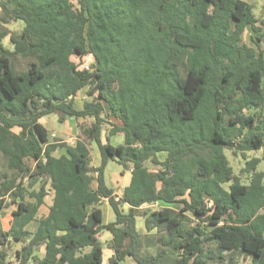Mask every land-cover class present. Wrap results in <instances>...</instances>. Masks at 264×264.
<instances>
[{"label": "trees", "instance_id": "obj_1", "mask_svg": "<svg viewBox=\"0 0 264 264\" xmlns=\"http://www.w3.org/2000/svg\"><path fill=\"white\" fill-rule=\"evenodd\" d=\"M0 8V21L23 24L11 35L0 28V213L16 206L10 230H0V264H12L14 241L24 243L19 264H103L105 246L108 264H264L261 159L246 160L243 182L226 153L264 147V22L252 3L0 0ZM88 55L91 70H79L73 57ZM84 89L91 99L77 109ZM49 115L92 121L71 145L40 123ZM117 134L124 143L114 146ZM110 162L131 168L121 197L106 182ZM106 200L116 215L108 224ZM154 203L162 208L146 207ZM139 216L147 232L162 233L156 240L142 236Z\"/></svg>", "mask_w": 264, "mask_h": 264}, {"label": "rangeland", "instance_id": "obj_2", "mask_svg": "<svg viewBox=\"0 0 264 264\" xmlns=\"http://www.w3.org/2000/svg\"><path fill=\"white\" fill-rule=\"evenodd\" d=\"M247 1L252 3V5L254 6V13H255L256 18L260 22H264V0H247ZM0 17H2L1 8H0ZM0 28L7 30L11 35V34H15V33H20L22 31L23 24L21 22H15V21H12V22L6 24V23H3L2 21H0ZM251 35H252L251 31H247L243 35V41H244V43H247V44L253 46V42L251 40ZM9 36L5 39V44H6V46L11 48L12 46L10 44V37ZM86 60H87V57H86ZM73 61L75 63H77L78 59L76 57H74ZM21 64L22 65H20L17 68L18 71H24L26 69L24 62H21ZM81 93L83 94V90L81 91ZM84 93H85V95L83 94L82 96L86 97V92H84ZM79 97L80 98L78 101H84L83 99L81 100V95ZM57 117H58L57 115H54V116L50 115L49 117L43 118L42 120H44V123H46V126L48 128H52L49 125L48 121H53V119H54L55 120V122H54L55 130L59 132L64 127L63 126L64 122H67L68 119H66L63 123H61V122H58L56 120ZM91 121L92 120H90V119L80 120V121L71 120V122L68 124L69 125L68 132L70 133V136L67 137L66 135H64L62 137V136L58 135V133H57V135L54 139L62 140V141L67 142L68 144L74 145L75 142L77 141V139L80 137L79 126L80 125H89L91 123ZM117 123H120V122H117ZM16 130L18 131V129H16ZM75 131L78 132V135L75 133ZM105 136L107 137V132H106ZM123 143H124V135L121 134V135H118V136L113 138V144L115 146H117L119 144H123ZM89 148L91 151L92 165H93V167H95L101 163L100 152H99L97 145L94 143L91 144ZM60 153L61 152L58 151L55 153V155L59 156ZM226 153L228 155V158L230 160L231 165L234 168L235 173L241 177V180L243 182H247V180H248V175L243 172V169L246 166V160H249L252 158H260L261 163L258 166V171L264 172V147L259 151H250V152L246 153L245 157L242 155V153H239V152L234 153L233 151H226ZM164 157H165V154H162L161 158L164 159ZM1 164H3V161H2V158L0 156V165ZM120 169H121V167L119 164H117L115 162H110L108 167H107V170H106L107 184L109 186L114 187L116 190H121L122 187L125 185V183L122 180H120V176H119L120 174L117 173V171H119ZM95 186H96V184L93 185V187H95ZM103 210L106 214V219L108 220L109 219L108 214H107L108 210L105 207H103ZM111 215H112V213H111ZM139 226H140V231H141V234L143 237H150L151 239L156 240V238L160 234H162V233L159 234V232H157L158 230H153L152 232H147V229L145 226V219L142 216L139 217ZM105 239H106V236L103 237L104 241H105ZM23 244L24 243H18V244L14 245L13 251L11 253L12 258L14 257L15 249H21ZM42 250H43V248H41L38 251V253H41ZM104 250H105L104 263L107 264L108 263V257H109L111 252L108 251V248L106 246H105ZM151 250L155 251V248L152 247Z\"/></svg>", "mask_w": 264, "mask_h": 264}, {"label": "crops", "instance_id": "obj_3", "mask_svg": "<svg viewBox=\"0 0 264 264\" xmlns=\"http://www.w3.org/2000/svg\"><path fill=\"white\" fill-rule=\"evenodd\" d=\"M86 91H87V89H84V90H83V94H84V95H85L84 92H86ZM83 94H82L81 91H80L79 94H78V96H77V98H76V100H75V106H76L77 109H83V106H84L85 101L91 99V98L87 97V95H86V97H85V96L83 97V96H82ZM80 95H81V100L83 99L84 101H78L79 98H80V97H79ZM49 116H50V115H49ZM49 116H46V117H49ZM53 116H54V115H53ZM46 117H44V118H46ZM42 119H43V118H42ZM42 119L40 120V123L52 133V138H55L56 135H57V133H58V135H60V136H62V137H63L64 135H66L67 137L70 136V133L68 132V127H69L68 124L71 122V120H75V119H68L67 122H64V124H63L64 127L58 132V131L55 130V126H54V122H55V120H54V119H53V121H48L49 125H50L52 128H48V127L46 126V123H44V120H42ZM56 120H57L58 122H60L59 119H58V117L56 118ZM15 131L18 132L19 130H18V131L15 130ZM75 133L78 135V132H77V131H75ZM118 135H121V134H117V135H114V136H111V137H110V143H111L112 145H114V144H113V138L116 137V136H118ZM119 145H120V144H119ZM114 146H115V145H114ZM117 146H118V145H117ZM57 152H58V151H57ZM60 155H61V153H60ZM60 155H59V156H60ZM55 156H56V155H55ZM56 157H58V156H56ZM115 163H116V162H115ZM117 164H118V163H117ZM99 165H100V164H99ZM99 165H97V166H95V167H98ZM108 165H109V164H108ZM119 165H120V164H119ZM92 166H93V165H92ZM107 167H108V166H107ZM120 167H121V169H120L119 171H117V173L120 174V175H119V176H120V180H122V181L125 183V185L122 187V189H121V190H116L114 187L109 186V185L107 184L109 187H111V188H113V189L115 190V194H116L118 197H121L124 188L130 183V180H131V168H129V169H124L121 165H120ZM106 170H107V169H106ZM120 180H119V181H120ZM106 182H107V181H106ZM0 183H1V179H0ZM95 188H96V186H95ZM53 197H54V195H53V192H52L49 196H47V197L45 198V203H44V205L40 208L39 213H38V215H37L38 219L47 216V214H48V212H49V209H50V207H51L52 204H53ZM28 200H29L30 202L33 201L32 199H28ZM103 207L107 208V210H108V212H107L108 217H109L108 220L106 219V214H105V212H104V210H103ZM101 208H102L103 213H104V224H108V223L115 222V220H116V215H115V213H114V211H113L111 205L109 204V202H108L107 200L103 203V205L101 206ZM124 209L127 210V209H128V206H124ZM14 210H16V206L13 205V204H10L8 208H6L5 210H3L2 213H0V230H1V231H3V232H7V231L10 230V228H11V226H12V222H13V216H12V213H13ZM111 213H112V215H111ZM139 217H140V216H139ZM139 217H138L137 221H138V228H139V231H140ZM140 233H141V231H140ZM104 236H106L105 241L103 240V237H104ZM100 240H101L102 243L107 244V243H109V242H111V241L113 240V235H112L111 233L107 232V231H104V232H102V233L100 234ZM15 244H18V243H17L16 241H14L13 244H12V247H13V248H14V245H15ZM107 248H108V247H107ZM15 250H20V249H15ZM87 251H90V249H87ZM108 251L111 252L110 255H109V257H108V263H109V259L114 255V252H113V250L110 249V248H108ZM103 252H104V258H105V250H104ZM43 253H44V250H42V252L39 253V254L42 256ZM8 260L11 261L12 264H19V262L15 261L12 257H9ZM251 262H252V259H251L250 257H248L247 259H245L244 257L239 258V264H251ZM108 263H107V264H108ZM103 264H105V263H104V259H103ZM121 264H134V262H133L130 258H127V260L124 261V262H122Z\"/></svg>", "mask_w": 264, "mask_h": 264}, {"label": "built area", "instance_id": "obj_4", "mask_svg": "<svg viewBox=\"0 0 264 264\" xmlns=\"http://www.w3.org/2000/svg\"><path fill=\"white\" fill-rule=\"evenodd\" d=\"M78 59L77 65L79 70H91L92 64H93V57L91 55L86 56L85 58H82L81 56H74ZM73 57V58H74ZM146 207H149L153 210H160L162 206L159 203H154L152 205H147Z\"/></svg>", "mask_w": 264, "mask_h": 264}, {"label": "water", "instance_id": "obj_5", "mask_svg": "<svg viewBox=\"0 0 264 264\" xmlns=\"http://www.w3.org/2000/svg\"><path fill=\"white\" fill-rule=\"evenodd\" d=\"M106 132H103V138H102V142L104 145H106L108 143V139L107 137L105 136Z\"/></svg>", "mask_w": 264, "mask_h": 264}]
</instances>
